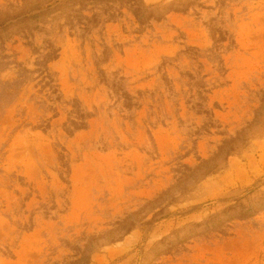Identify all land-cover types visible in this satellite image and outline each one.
<instances>
[{"label": "rangeland", "instance_id": "1", "mask_svg": "<svg viewBox=\"0 0 264 264\" xmlns=\"http://www.w3.org/2000/svg\"><path fill=\"white\" fill-rule=\"evenodd\" d=\"M0 264H264V0H0Z\"/></svg>", "mask_w": 264, "mask_h": 264}]
</instances>
